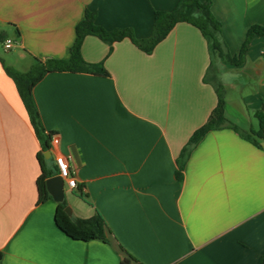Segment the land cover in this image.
I'll return each instance as SVG.
<instances>
[{
	"label": "crops",
	"instance_id": "1",
	"mask_svg": "<svg viewBox=\"0 0 264 264\" xmlns=\"http://www.w3.org/2000/svg\"><path fill=\"white\" fill-rule=\"evenodd\" d=\"M177 2L0 0V33L13 42L8 60L0 59L26 71L36 58H68L86 10L106 29L128 27L148 38L154 10ZM211 2L221 38L237 55L247 29L264 26V0ZM81 52L109 74L49 72L33 97L54 133L45 167L67 155L76 178L64 195L70 216L98 211L109 242L70 238L55 223L57 202H37L40 144L0 62V264H121L118 245L136 260L129 264H264V138L255 116L264 102V36L251 39L238 66L210 56L199 29L185 22L149 54L128 38L110 47L92 35ZM210 60L225 87L227 121L257 145L229 127L211 130L178 180L180 150L216 105L204 81Z\"/></svg>",
	"mask_w": 264,
	"mask_h": 264
},
{
	"label": "trees",
	"instance_id": "2",
	"mask_svg": "<svg viewBox=\"0 0 264 264\" xmlns=\"http://www.w3.org/2000/svg\"><path fill=\"white\" fill-rule=\"evenodd\" d=\"M211 0H178L176 6L172 10H154V22L152 34L148 38H137L131 28L117 27L106 29L96 23V13L86 10L84 17L75 26V38L70 47V55L68 58H45L38 59L32 63L26 71H20L13 66L7 65L0 59L5 73L13 80L18 95L28 115V119L36 135L40 150L37 158L40 164V174L36 184L38 189L37 202L41 203L51 199L47 191L45 181L48 177L57 174L56 166L51 169L45 167L44 152L49 150L53 131H46L42 125L38 108L33 97L34 86L49 72L54 71H70V72H86L95 75L107 76L109 73L102 62L91 63L86 61L81 52L83 40L86 36L92 35L109 44L122 39L128 38L140 50L149 54L154 47L163 40L172 28L181 22L189 23L199 29L205 38L210 56L219 57L226 64L238 66L241 64L243 57L248 50L251 39L254 36H264V26L259 24L251 25L246 32L245 39L241 45L237 55H231L221 38V23L214 17L211 11ZM5 39V35L0 33V41ZM204 81L210 82L216 93V105L209 113L205 122L197 127L189 136L180 153L176 158L175 176L178 180H182L186 161L194 146L211 130L229 127L238 132L242 137L251 140L257 145L244 131L237 126L229 123L225 117V87L218 79L217 69L210 60ZM255 116L259 120L260 128L257 136L264 138V102L260 109L255 112ZM78 196L85 199L81 189H78ZM67 205L66 201L56 204L54 219L55 223L62 232L75 240L88 241L99 239L105 243L109 242L110 230L103 216L96 211L89 218L74 219L64 211ZM118 251H122L124 257L121 264H129L136 261L126 250L120 245L117 246Z\"/></svg>",
	"mask_w": 264,
	"mask_h": 264
},
{
	"label": "built area",
	"instance_id": "3",
	"mask_svg": "<svg viewBox=\"0 0 264 264\" xmlns=\"http://www.w3.org/2000/svg\"><path fill=\"white\" fill-rule=\"evenodd\" d=\"M3 46L5 49H10L13 46L11 39H4ZM57 174L64 179V185H67L68 188L72 189L76 187V178L72 173L69 157L64 154H58L55 156L54 160Z\"/></svg>",
	"mask_w": 264,
	"mask_h": 264
},
{
	"label": "water",
	"instance_id": "4",
	"mask_svg": "<svg viewBox=\"0 0 264 264\" xmlns=\"http://www.w3.org/2000/svg\"><path fill=\"white\" fill-rule=\"evenodd\" d=\"M48 152L46 151L44 153V157L48 158ZM46 188L48 193L50 194L51 198L58 202H62L64 200V195H65V190H64V179L58 175L54 174L50 177H48L45 181ZM64 211L68 214L71 215V209L68 205L64 207Z\"/></svg>",
	"mask_w": 264,
	"mask_h": 264
},
{
	"label": "rangeland",
	"instance_id": "5",
	"mask_svg": "<svg viewBox=\"0 0 264 264\" xmlns=\"http://www.w3.org/2000/svg\"><path fill=\"white\" fill-rule=\"evenodd\" d=\"M3 42H4V40L3 41H0V55L3 57V58H5L6 60H8L7 58L9 57L8 56V54H11L12 52H13V49H10V50H4L5 48H4V46H3ZM32 65V64H31ZM30 68V66L28 67V69ZM27 69V70H28ZM249 86H251L250 84H246V85H244L243 87L245 88V89H247V88H249L250 89V87ZM67 189H68V187H67V185H64V190L67 192ZM71 197L73 196L72 194H69ZM72 204H74V200H72V202H71ZM69 207H70V209H71V205H68Z\"/></svg>",
	"mask_w": 264,
	"mask_h": 264
}]
</instances>
